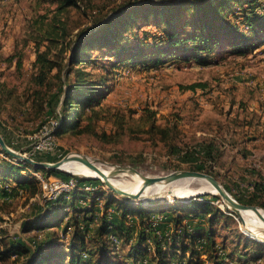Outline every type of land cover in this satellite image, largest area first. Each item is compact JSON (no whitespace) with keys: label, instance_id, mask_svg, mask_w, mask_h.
<instances>
[{"label":"rangeland","instance_id":"374dc122","mask_svg":"<svg viewBox=\"0 0 264 264\" xmlns=\"http://www.w3.org/2000/svg\"><path fill=\"white\" fill-rule=\"evenodd\" d=\"M132 1L150 0H75L76 4L69 5L61 0H0V134L5 142L37 160L55 161L77 152L104 167L130 165L148 175L201 166V171L212 174L237 201L264 202V40L255 38V46L245 55L220 43L213 52L202 53L199 60L167 58L155 43L158 29L164 25L139 16L128 28L120 26L119 39L105 45L96 43L84 62L70 68L75 46L87 33L81 31L95 28ZM188 12L181 18L187 24ZM41 34L52 38L41 39ZM262 34L264 37V31ZM39 52L51 61V68L40 69ZM158 56L165 62H155ZM80 69L96 79L102 96L95 111L87 110L75 131L55 133L64 112L68 80ZM159 126L165 128L163 133ZM209 145L213 146L211 157ZM0 157L16 161L2 151ZM22 173L34 177L36 192L18 187L12 180L0 181V264H24L29 258L4 255L11 243L23 244L31 256L38 242L56 231L66 244L85 220L90 221L86 227L94 228L101 224L100 215L111 218L114 208H104L103 201L123 200L98 177L34 166ZM67 174L82 181V188L75 190L78 193L67 196L64 209L69 216L59 227L42 230L26 225L49 205L37 175L51 181ZM198 186V181L191 183L192 188ZM203 194L224 212L211 225L223 264H264V243L249 235L219 194ZM199 195H167L144 205L131 203L155 209L152 221L159 235L174 232L183 236L182 223L192 232L200 222L186 216L174 225L169 211L187 213L192 207L185 203L200 200ZM177 204L181 207L175 209ZM88 207L93 210L85 211ZM71 215L82 222L77 224ZM85 216L88 218L83 219ZM83 235V256L93 249L92 257L103 259L94 249L96 234L87 231ZM128 241L121 237L119 254L109 248L108 258L123 260ZM149 243L151 256L154 246ZM176 245L163 248L168 251L169 264L213 263L205 254L194 259L197 255H192L190 248L182 255L178 236Z\"/></svg>","mask_w":264,"mask_h":264},{"label":"trees","instance_id":"16d2710c","mask_svg":"<svg viewBox=\"0 0 264 264\" xmlns=\"http://www.w3.org/2000/svg\"><path fill=\"white\" fill-rule=\"evenodd\" d=\"M234 1L236 2L234 3ZM61 2L63 5L76 4L75 0H61ZM120 7L95 28L81 31L80 34L87 33L80 37L75 46L74 53L69 61L70 68L75 64L84 62L88 50L96 43L105 45L119 39L122 32H119L120 26H124L125 29L128 28L139 16L144 17L145 20L152 18L164 25L158 29L155 43L156 47L162 48L160 50L167 58L175 57L189 61L191 59L199 60L202 53L213 52L219 48L220 43L235 51L238 55H245L251 47L255 46V42H257L255 38L261 36L260 40H264L262 36L264 31V0H150L144 3L132 1ZM185 10L189 11L185 15L189 21L188 24L181 20ZM44 34H41V39L52 38L51 35ZM124 60H126L125 57L122 61ZM154 60L155 62H165L163 57L161 59L159 56ZM37 62L42 71L52 67L51 61L43 52L38 53ZM42 75L44 74L42 73ZM75 75L74 79L68 80L63 99L64 112L55 133L59 130L63 132L75 131L81 125L87 110L90 112L95 111L94 106L99 103L102 96L99 83L96 79L87 77L86 71L80 69ZM159 128L162 129L163 133L165 128L163 126H159ZM212 147L209 145L208 156L211 155ZM0 151L7 154L2 149ZM28 166L32 165L24 161L14 163L11 159L0 157V181L12 180L18 187L36 192L37 187L33 182L34 177L28 173H22V170ZM196 169L201 171L203 168L198 166ZM63 178L68 179L70 176L65 175ZM80 180L75 181L80 184L82 182ZM77 191L72 190L61 193L55 201L45 207V211L41 216L32 222L27 221L26 225L29 224V227L42 230L54 226L59 227L64 218L69 216L68 211L64 209L68 204L67 196L70 193L75 195L78 193ZM206 196V194H202L199 195L200 200L193 199L186 202L185 205L191 206L192 209L185 214L168 209L170 210L169 213L172 214L174 225L181 224L186 216L196 219L197 223L200 222L192 232L182 223L183 236L174 232L166 236L159 235L152 221V214L155 210L152 207H144L140 204L134 205L131 202L119 199L113 202L110 198L105 202L103 201V207L112 206L114 211L111 212L110 219L106 215H100L101 224L98 227H88L90 221L85 220L84 223L88 226L81 225L83 226L82 229L74 230L72 238L66 244L58 238L56 231H51V234L38 242L33 255L29 256L30 250L17 242L11 243L10 247L6 249L7 251L5 250L4 255L12 254L16 259L29 257L24 264H169L168 251L163 248L169 245L170 248H175L177 246L176 237L178 236L182 255L190 248V253L197 255L193 257L194 259L201 254H205L212 259L213 263L211 264H223V259L217 253L218 242L215 239L211 225L212 221L224 212L213 201L205 199ZM73 202L70 204L73 205ZM242 202L245 204H259L264 207V202L261 200ZM180 207L177 204L175 209ZM89 210L92 211L93 207L85 209V211ZM165 210L167 209L159 211ZM69 218L75 220L77 224L82 222L79 217H72L71 215ZM86 218L88 217L85 216L83 219ZM68 223L69 219L64 226L65 228L69 225ZM65 228L64 230H66ZM87 231L96 234L98 240L94 239V249L99 251L105 262L102 261L103 259L92 257L93 249L87 252V257L83 256L85 250L83 234ZM121 237H124L126 241L129 240L126 242V245H128L126 256L123 260L112 261L108 258L109 248L115 254H119ZM186 238L188 239L187 243L184 242ZM149 242H152L154 246V254L151 256H149L148 251L150 248ZM182 255L179 256V259H183ZM128 260H131V263ZM189 262L187 261V263Z\"/></svg>","mask_w":264,"mask_h":264},{"label":"bare ground","instance_id":"6f19581e","mask_svg":"<svg viewBox=\"0 0 264 264\" xmlns=\"http://www.w3.org/2000/svg\"><path fill=\"white\" fill-rule=\"evenodd\" d=\"M96 165H98L100 169L107 174L109 180L114 185L126 192L138 193V196L141 198L143 203H147V199L153 197L174 195L177 197L187 198L189 195L197 191L209 190L214 193L216 192V189L202 177L185 176L175 178L171 181L158 179L154 182L144 184V176L137 172L120 171L113 173V170L116 167L115 165L107 167L97 163ZM60 167L62 170L64 169L73 174L102 178L97 171L76 158H70L69 160L63 162ZM195 181H198L199 186L197 188H192L191 183ZM238 217L247 228L251 237L256 238L260 242L264 241V219L260 214L250 208H247L239 210Z\"/></svg>","mask_w":264,"mask_h":264},{"label":"water","instance_id":"95a60500","mask_svg":"<svg viewBox=\"0 0 264 264\" xmlns=\"http://www.w3.org/2000/svg\"><path fill=\"white\" fill-rule=\"evenodd\" d=\"M0 147L2 150H4L7 154L12 156L13 158H15L17 161L27 162L31 164L32 166H34L35 168L61 169L60 165L63 162L69 160L70 158H76L84 162L85 164H87L89 167H91L95 171H97L102 176V178L100 179L108 186L110 190L120 195L121 199L128 201V202L141 203L144 205V203H142L143 201H141V198H139L138 193H129L117 187L116 185H114L109 180L107 174L104 173V171L100 169V167L96 165L95 162H93L91 159H89L86 155L82 153H77V152L67 153L62 158L55 160V161L37 160L34 157L26 154L25 152L18 151V150L11 148L5 142L1 134H0ZM115 166L116 167L113 170V173H117L120 171L137 172L141 174L142 176H144V184L154 182L158 179H164L165 181H171L175 178L185 177V176L202 177L206 179L216 189L215 194H219L222 198V201L226 205V207L234 211L237 216H239V210L250 208L254 210L255 212H257L258 214H260L261 217L264 219V209L262 207L255 205V204H245V203H241L237 201L234 197L231 196V194L226 190V188L212 174H209L207 172L200 171V170H192V169H177V170L167 172L165 174L148 175L130 165H115ZM111 174H112V171H111ZM203 193H214V192L209 191V190L197 191V192L192 193L191 195L203 194ZM157 198L158 197L149 198L147 199L146 202H149L151 199H157ZM262 243H264V241H262Z\"/></svg>","mask_w":264,"mask_h":264},{"label":"built area","instance_id":"2783aa9c","mask_svg":"<svg viewBox=\"0 0 264 264\" xmlns=\"http://www.w3.org/2000/svg\"><path fill=\"white\" fill-rule=\"evenodd\" d=\"M48 138H52V135H48ZM14 163H18L19 161H13ZM42 183V187L45 191L44 199L46 204H50L58 198V196L70 190H77L82 188L80 184H77L75 179L72 177L68 179H53L51 181H45L40 175H37Z\"/></svg>","mask_w":264,"mask_h":264}]
</instances>
